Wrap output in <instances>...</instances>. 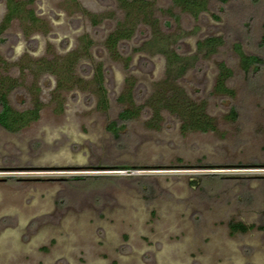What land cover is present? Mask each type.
Segmentation results:
<instances>
[{
	"label": "rangeland",
	"instance_id": "obj_1",
	"mask_svg": "<svg viewBox=\"0 0 264 264\" xmlns=\"http://www.w3.org/2000/svg\"><path fill=\"white\" fill-rule=\"evenodd\" d=\"M147 1L131 19L115 0H30L38 22L7 25L8 102L39 112L0 127V264H264V0H208L196 18ZM121 27L132 36L107 47ZM207 38L220 43L198 50ZM163 51L189 64L182 75ZM238 51L260 63L244 71ZM220 63L230 96L212 90ZM172 88L205 102L214 131L154 118L150 100ZM130 100L142 110L120 123Z\"/></svg>",
	"mask_w": 264,
	"mask_h": 264
},
{
	"label": "trees",
	"instance_id": "obj_2",
	"mask_svg": "<svg viewBox=\"0 0 264 264\" xmlns=\"http://www.w3.org/2000/svg\"><path fill=\"white\" fill-rule=\"evenodd\" d=\"M216 1L223 4L228 0ZM115 2L119 9L126 13L127 18L132 19V15L137 13L138 15L141 13L139 16L144 18L148 15L147 7L149 3L147 0H115ZM172 3L175 7L179 8L181 12L187 13L196 18L199 13L203 12L207 8L208 0H172ZM12 14H14L13 11ZM9 18L10 16H7L6 20ZM2 28H0V30ZM130 28L131 27H121L120 29L116 30L109 36L107 43L111 47H114L119 40L130 38L133 33L132 28ZM218 43L219 40L217 38H208L206 41L198 43L197 49L202 50L209 47L213 49V47H215ZM162 53H165L166 55L167 67L170 73L174 72L176 75H182V73H184L188 68L189 64L185 63V61L178 55L174 53L167 54L165 51ZM238 54L241 59V67L245 69L244 71H247L251 65L253 66V62L256 64L260 63V60L257 57L252 56L249 58L241 51H238ZM243 58L245 61L250 59L251 63L248 64L245 62L246 66H244ZM230 76L231 71L221 64L220 76L217 81V85L215 86L217 92L228 96L233 94V91L226 88L225 86ZM13 87L14 84L7 83L5 80H0V127L9 133H18L26 125L38 119L39 106L35 105L33 108L22 112L15 111L9 105L7 98L8 93L13 89ZM101 95L103 96H101L100 102L105 104V92L102 91ZM181 96L180 90L172 88V90L167 92L165 96L160 95L158 98H152L150 100V105L154 117L157 119L160 117V111H167L181 120V129L183 132L200 131L205 133L208 130H213L211 121L204 113L203 105H198L195 102L188 100L184 95V97ZM139 111L140 108L131 102V106L129 108L123 109L119 113L118 120L123 123L134 120L139 114ZM116 127L117 124L115 122H112L108 125V129L113 134L116 133ZM229 229L231 233H244L249 230V227L241 223H231L229 224Z\"/></svg>",
	"mask_w": 264,
	"mask_h": 264
},
{
	"label": "flooded vegetation",
	"instance_id": "obj_3",
	"mask_svg": "<svg viewBox=\"0 0 264 264\" xmlns=\"http://www.w3.org/2000/svg\"><path fill=\"white\" fill-rule=\"evenodd\" d=\"M30 2V0H27L26 2H21V1H18V0H3V2H4V4H5V8H6V15H4L5 17L2 19V23H1V25H0V28H2V27H4V28H2L1 30H0V38H1V36L3 35V33H4V31L6 30V27H7V25L13 20V18H15L16 16H18V15H20L22 12H24L25 14H26V16L28 17V20L31 22V23H36V22H38V18L37 17H41V15L40 16H37L35 13H34V11H32L30 8H28V6H29V3H27V2ZM35 1H42V0H35ZM27 7V8H26ZM11 11V12H10ZM12 11L14 12V14H12ZM18 14V15H17ZM7 16H10V18L9 19H7L6 20V18H7ZM91 20H92V23H95V19L92 17L91 18ZM114 33V32H113ZM111 35V34H110ZM109 35V36H110ZM109 36L107 37V40H108V38H109ZM208 39V38H207ZM107 40H106V44H107V47H109V48H112V49H114L115 48V46L119 43V42H121V41H124V40H127V39H121V40H119L118 42H117V44L114 46V47H111L108 43H107ZM219 40V39H218ZM204 41H206V39L205 40H203V41H201V42H204ZM201 42H199V43H201ZM219 43H220V41H219ZM219 43L215 46V47H213V49L214 48H216L218 45H219ZM198 45V44H197ZM213 49H211L210 47L209 48H206V50H213ZM221 64H223L226 68H227V66L224 64V63H220L218 66H217V72H216V77H215V83H214V86H213V88H212V90H213V93L215 94V95H224V94H221V93H219V92H217L216 91V89H215V86L217 85V81H218V79H219V76H220V65ZM47 67V69H48V67H50L49 65L48 66H46ZM229 69V68H228ZM230 70V69H229ZM231 71V70H230ZM226 86V85H225ZM226 88H227V86H226ZM229 89V88H228ZM105 92V91H104ZM131 96V95H130ZM120 101H123V99H122V97H120V99H119ZM131 102H133V101H129L128 102V104H127V106L125 107V108H123V109H127V108H129L130 106H131ZM134 103V102H133ZM150 103V102H149ZM196 104H198V105H203V107H204V113L207 115V118H209V120L211 121V124L213 125V130H208L207 132H205V133H208L209 131H214V129H215V126H214V123H213V120L211 119V117H209L208 116V114H207V106H206V104H205V102H195ZM135 104V103H134ZM10 105V104H9ZM99 105H100V107H102V108H106V106H107V103H106V101H105V104H102L101 102H99ZM136 105V104H135ZM137 106V105H136ZM138 107V106H137ZM150 107V109H151V106H149ZM141 110H142V107H139ZM122 109V110H123ZM121 110V111H122ZM152 110V109H151ZM153 112V111H152ZM161 112H163V111H160V113ZM167 112V111H166ZM139 113H140V111H139ZM232 113H233V115H232ZM119 115V114H118ZM139 115V114H138ZM230 118L232 119V120H235V112H234V110L233 109H231L230 110ZM155 118V117H154ZM161 118V116L159 117V118H157L158 120ZM176 119H178L177 117H176ZM117 120H118V117H117ZM119 121V120H118ZM178 121L180 122V128H181V120L180 119H178ZM120 122V121H119ZM116 123V122H115ZM120 123H123V122H120ZM124 123H126V122H124ZM111 124V123H110ZM117 124V123H116ZM181 131H182V129H181ZM190 132H193V131H190ZM196 132H200V131H196ZM200 133H202V132H200Z\"/></svg>",
	"mask_w": 264,
	"mask_h": 264
}]
</instances>
